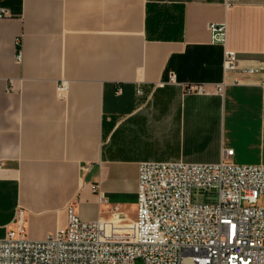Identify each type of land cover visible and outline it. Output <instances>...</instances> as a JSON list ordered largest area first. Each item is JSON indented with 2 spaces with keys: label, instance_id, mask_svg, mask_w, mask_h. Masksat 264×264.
Wrapping results in <instances>:
<instances>
[{
  "label": "crops",
  "instance_id": "obj_1",
  "mask_svg": "<svg viewBox=\"0 0 264 264\" xmlns=\"http://www.w3.org/2000/svg\"><path fill=\"white\" fill-rule=\"evenodd\" d=\"M0 9V238L18 207L33 240L64 226L70 204L85 221L114 204L133 218L141 162L212 163L199 160L232 149L264 164V0ZM209 23L225 24L236 70H223Z\"/></svg>",
  "mask_w": 264,
  "mask_h": 264
},
{
  "label": "built area",
  "instance_id": "obj_2",
  "mask_svg": "<svg viewBox=\"0 0 264 264\" xmlns=\"http://www.w3.org/2000/svg\"><path fill=\"white\" fill-rule=\"evenodd\" d=\"M207 29L210 43L223 48V70H236L225 24ZM65 87L60 83L57 91ZM232 155L227 149L212 163H139L133 218L114 204L109 218L85 221L70 204L64 226L33 240L18 207L0 238V264H264V206L256 205L264 193V164H233Z\"/></svg>",
  "mask_w": 264,
  "mask_h": 264
},
{
  "label": "rangeland",
  "instance_id": "obj_3",
  "mask_svg": "<svg viewBox=\"0 0 264 264\" xmlns=\"http://www.w3.org/2000/svg\"><path fill=\"white\" fill-rule=\"evenodd\" d=\"M218 160V159H217ZM216 159H212V158H208V159H202V160H199V161H202V162H215L217 161ZM233 164H237V165H242L240 162H238L237 160H230ZM256 205L257 206H261L263 207L264 206V193H261L257 199V202H256ZM133 264H143V262L141 260H136L134 261Z\"/></svg>",
  "mask_w": 264,
  "mask_h": 264
}]
</instances>
